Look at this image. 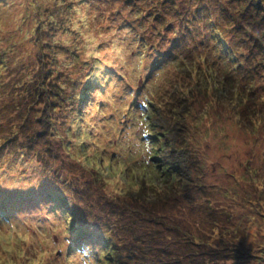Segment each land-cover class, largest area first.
<instances>
[{
    "label": "trees",
    "instance_id": "trees-1",
    "mask_svg": "<svg viewBox=\"0 0 264 264\" xmlns=\"http://www.w3.org/2000/svg\"><path fill=\"white\" fill-rule=\"evenodd\" d=\"M73 2L66 3V8L70 10L78 6ZM136 7L144 14L161 16L167 25L175 23L170 25L174 37L169 40L170 46L167 44L168 50L164 51L161 47L162 52H155V62L159 63L170 51L171 58L168 59L177 68L174 70V78L169 81L168 89L161 93L160 100L164 104L155 111H151L154 109L153 99L150 97L153 92L147 91L145 100L137 105V90L128 83L133 96L130 109L137 107L139 110L138 114L128 112V115L130 119L138 120L135 127L139 122L147 125V121H151L156 113L155 119L161 121L163 117L166 121L163 128L170 137L166 140L165 132L160 134L152 126L142 136L127 123L119 126L123 121L112 123L108 127L113 128V138H110V141L114 140L113 147L119 145L115 134L125 128L130 129L128 133L133 137L132 140H141L145 147H152L151 160L140 167L141 171L131 166L117 168L113 163V158L132 159L134 162L136 152L131 147L128 152L117 154L105 147L101 154H96L99 160L84 162L86 167L83 166L81 170L88 172H85L83 178L72 174L62 177L60 169L48 164L51 176L46 171L42 174L46 184L58 189L50 188L45 192L47 198L35 195L39 188L35 184L30 189L31 194L20 198L19 195L24 192L11 196L7 195L8 190L1 198L5 202H0V218L12 220L13 216L19 217L23 205L28 202L31 204L30 209L35 205L42 209L44 205L41 200L50 198L52 204H48L49 211L44 212V215L47 217L48 213L54 211L58 221L63 223L66 219L68 225L65 228L71 233L66 238L72 242L74 249L83 248L86 254L96 250L94 264H264V254L256 255L258 247L252 248L244 243L247 224L257 213V208L255 211L252 209V203L248 206L247 214L242 215L246 216L244 222H240L239 218L232 219L233 215L224 206H219L218 209L213 203L196 199V188L202 187V184L197 183L194 172L202 170L204 166L190 149L193 138L188 122L198 97L210 95L213 89V95L220 100L235 98L244 102L256 97V93L264 98V0H145L136 4ZM190 13L194 16L184 17ZM169 14L174 16L171 20ZM197 15L203 16L205 30L212 41L204 44L209 48L206 53L195 49L196 46L191 44L184 46L178 40L180 30L191 31ZM61 25L64 31L70 27L69 24L67 27ZM36 28L37 26L34 31ZM26 39L29 36L22 38L20 44ZM13 43L19 44L16 41ZM44 43L36 65L30 61V65L26 64L24 56L28 54L23 50L19 51L15 44L0 49V78L5 77L0 81V149L10 150L9 145L20 141V136H24V131L28 133L26 130L31 125L35 130L30 137L31 144L29 147L24 146V138L17 151L30 160L38 161H45V157L42 151L32 150L31 145L35 137H43L47 131L59 138L63 146L73 148L71 141L78 137L76 133L82 132L81 128L73 130L74 123L78 122L82 127V123L87 120L82 106L87 103L85 99L91 91L90 86L85 87L81 78H77L80 83L78 85L73 81L74 88H70V93L65 91V81L59 79L57 74L60 64L55 66V62L58 61L57 54H64L66 49L63 50L64 46L57 49L55 42ZM143 43V48L136 54L140 55V61L150 54L143 50L150 45L145 42V37ZM216 50H220L218 54ZM211 51L215 56L212 60L209 58ZM184 52L185 55L182 56ZM168 70L173 71L172 68ZM114 73L118 72L114 70L112 74ZM77 75H81L80 70ZM118 76L125 78L124 74L118 73ZM175 78L179 79L178 84ZM257 79L260 81L255 83L259 84L258 88L252 84ZM6 80L9 81L5 82ZM170 86L173 90H169ZM254 103L255 101L252 104ZM260 109L264 110V105ZM251 119L255 120L254 117ZM153 123L155 122L152 120ZM5 133H8L6 136H11L5 139ZM107 133L111 136L109 131ZM69 135L73 136L69 138ZM162 139L164 144L160 142ZM81 148L85 150L86 144ZM46 154H49L47 159L61 156L48 151ZM105 156H110L109 165H104ZM62 161L64 164L69 163L64 158ZM131 178L142 179V182L130 185ZM77 179L79 184L75 185ZM47 189L40 187L38 192ZM182 199L184 205L179 203ZM76 200H82L83 205L76 204ZM96 202L100 211L102 210L99 216L103 226L107 227L106 231H102L98 226L102 231L100 236L96 235L95 229L86 231L83 227L90 224L91 219L88 217L93 216L92 205L95 206ZM174 205L181 206L184 212H173ZM85 206L88 212L83 210ZM105 206L108 210L106 212L103 211ZM187 207L190 210L186 211ZM192 210L196 213L192 214L193 218L185 213H191ZM69 252L73 250L69 249Z\"/></svg>",
    "mask_w": 264,
    "mask_h": 264
},
{
    "label": "rangeland",
    "instance_id": "rangeland-1",
    "mask_svg": "<svg viewBox=\"0 0 264 264\" xmlns=\"http://www.w3.org/2000/svg\"><path fill=\"white\" fill-rule=\"evenodd\" d=\"M73 1L0 0L4 3V5L0 4V49L15 44L19 51L23 50L25 54H28V56H24L25 63L30 65L31 62L36 65L40 52L44 49L42 48L44 42H55L57 49L63 46V50L66 49L64 54H57L58 61L55 62V66L60 64L57 74L59 79L65 81V91L70 93V88H74L73 81L77 85L80 84L77 78H81L85 87L90 86L89 90L91 89L85 99L87 103L82 106L84 118L88 121H84L82 127L78 122L74 123L73 130L81 128L82 132L76 133L78 137L76 136L71 141L73 148L63 146L59 138L47 131L43 137H35L34 143L32 141L31 145L32 150L42 151L45 161L30 160L22 156L17 151L18 147L24 138V146L30 145V137L35 131L33 126L28 125V130H25L30 134L24 131V136H20V141L9 145L10 150L0 149L1 203L5 202L1 198L6 191L9 190L7 195L11 194V196L24 192L19 195L18 198H20L31 194L30 189L34 187L32 186L34 184L35 187L39 186L38 190L40 187L48 188L46 191L38 192L37 190L35 193L36 196L47 198L45 192L56 187L46 184V179L42 174L46 171L51 176L49 165L60 169L62 177H69L68 175L72 174L74 177L81 176L83 178L86 175L85 172H88L81 170L83 166L86 167L84 162L91 163L94 160H99L96 154H101L105 147L116 154L128 152L131 147L136 152L134 162L132 159L113 158V163L117 168L131 166L141 171L140 167H144L143 164L150 162L153 149L145 147L141 140L137 142L132 140L133 137L128 133L129 128H125L119 133L115 132L118 133L115 136L118 137L119 145L113 147L114 140L110 141V138H113V128L109 129L108 126L117 121H123L119 126L127 123L132 129H137L142 136L147 134L152 126L160 134L162 131L165 132L166 140L170 137L166 129L163 128L166 121L163 117L161 121L155 119L156 113L152 117L155 125L152 124V120H148L147 125L139 122L134 127L138 120L130 119L128 112L138 114L139 110L137 107L130 109L133 96L127 84L130 83L137 90L135 99L137 105L140 104V101L145 100L147 91L148 93L153 92L150 94L154 107L151 111L159 109L164 104L160 100L161 93L168 89L169 81L174 78V70L177 67L172 65L174 63L168 59L170 51L159 63L155 62L157 59L155 52H162L161 47L164 51L168 50L169 40L174 37L170 25L175 23L171 22L167 25L159 15L139 12L136 4L145 0ZM70 2L78 6L69 10L66 8V3ZM186 16L194 15L190 13L184 15L185 18ZM168 17L171 20L174 16L169 14ZM202 18L203 16L200 15L194 18V26L190 28L191 31L180 30L178 40L184 46L191 44L196 46L195 49L204 50L206 53L209 48L204 44L212 43V41L205 30V21ZM61 24L66 27L69 24L70 27L64 31ZM35 26L37 28L34 31ZM25 36H29V39L20 44V40ZM144 37L145 42H149L150 45H147L143 50L150 54L140 61L138 57L140 55L136 54L144 46ZM13 41L19 44L13 43ZM46 50L48 51L47 48ZM219 51L216 50L217 54ZM184 55L185 52L182 56ZM210 56L211 60L215 58L213 51ZM169 68H172L173 71L168 70ZM78 70L81 75H77ZM114 70L119 74H124L125 78L118 76V73L112 74ZM4 79L5 77L0 78V81ZM174 80L177 84L179 83V79L175 78ZM7 81L9 80L5 82ZM257 82L260 81L254 80L252 84L258 88L259 84H255ZM169 90H173V87L170 86ZM140 93L143 94L139 95ZM214 93L213 89L210 95L198 97L188 120L193 138L190 149L204 166L202 170L194 172L197 183L202 184V187L196 188V199L198 201L203 199L209 204L213 203L218 209L219 206H224L225 210H229V213L233 215L232 219L239 218L240 222H244L246 216L242 217V215L247 214L248 206L252 203V209L255 211L257 208V213L247 224L244 243L251 245L252 248L258 247L257 251L254 249L256 255L264 254V110L260 109L264 105V98L256 93V97L246 99L244 102L235 98L233 100L221 98L220 100L219 97L216 98L213 95ZM254 101L255 103L252 104ZM246 106H251V108L248 107V109ZM7 134L3 135L5 139L11 136V134L6 136ZM71 136L73 135H69V138ZM26 137L28 138L26 139ZM160 142L164 144L165 141L162 139ZM83 144H86L85 150L81 148ZM46 150L54 152L55 156L58 154L61 156L47 159L49 154H46ZM113 155L116 157L115 154ZM62 157L65 162L69 160V163L64 164ZM109 157L105 156L104 165H109ZM53 181L56 183L54 179ZM129 181L132 185L142 182V179L131 178ZM74 184H79L78 179ZM56 189L58 188L56 187ZM230 195L233 196L230 197ZM32 200L33 198L29 199V201ZM103 200L105 201L104 197ZM51 202L50 198L41 200L44 205L42 209L36 208V205L30 209L31 204L28 202L23 205L18 214L19 217L13 216L12 220L0 218V230L5 233L11 230L12 225H15L18 230L27 232L32 237L31 243L19 240L15 234L8 240H0V264H94L96 250L87 252L89 256L83 248L74 249L72 242L66 238V235L70 236L71 234L65 228L68 225L66 219L63 223L58 221L54 211L48 213L47 217L44 215V212L46 213L48 210V204H52ZM75 203L83 205L82 200H76ZM179 203L185 204L183 199ZM174 206L173 212L180 214L183 211L181 206ZM106 208L105 206L103 211H108ZM188 209L187 207L186 211ZM83 210L88 212L86 206ZM92 210L93 216L88 217L91 219L90 224L83 227L86 231L95 229L96 235L100 236L101 232L106 231L107 228L103 226L99 216L102 210L100 211L97 202L95 206L92 205ZM10 211L12 210L10 209ZM57 213L60 215V212ZM185 213L190 214L192 218L194 217L192 214L196 215L193 210L191 213ZM101 240L103 241V239ZM102 247L105 248L104 245ZM69 249H72L73 252H69ZM257 260L258 258L253 262Z\"/></svg>",
    "mask_w": 264,
    "mask_h": 264
},
{
    "label": "clouds",
    "instance_id": "clouds-1",
    "mask_svg": "<svg viewBox=\"0 0 264 264\" xmlns=\"http://www.w3.org/2000/svg\"><path fill=\"white\" fill-rule=\"evenodd\" d=\"M14 234L16 238L24 242L31 243L32 241V237L29 233L18 230L15 225H12L11 230L7 231L6 233L0 230V240H8L12 238Z\"/></svg>",
    "mask_w": 264,
    "mask_h": 264
}]
</instances>
